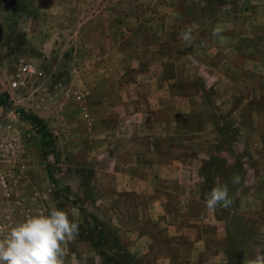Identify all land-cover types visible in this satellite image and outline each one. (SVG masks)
I'll return each mask as SVG.
<instances>
[{
	"label": "rangeland",
	"instance_id": "374dc122",
	"mask_svg": "<svg viewBox=\"0 0 264 264\" xmlns=\"http://www.w3.org/2000/svg\"><path fill=\"white\" fill-rule=\"evenodd\" d=\"M22 1L30 6L27 14L17 11ZM229 18L251 24L248 31L261 40L251 39L247 51L264 59V0H0V94L11 98V107H0V141L14 146L3 168L8 187L0 188V239L26 217L55 207L79 224L75 242L67 245L66 264H79L76 259L88 251L101 264H243L245 253L254 258L264 252L262 94L257 98L256 92L239 88L231 104L218 105L210 89L205 104L190 107L169 97L162 114L169 118L168 136L152 142L153 153L150 142H136L142 151L135 155L142 162L187 160L200 169H168L171 179L158 185L161 196L154 198L119 192L116 186V115L160 116L148 98L156 89L116 88V81L143 86L150 67L154 86L176 80L180 32L194 30L191 22L201 19L199 33L208 39L215 27L225 29ZM242 44L244 49L247 43ZM208 54L203 48L200 66L192 67L203 70ZM22 64L33 65L37 75L19 76ZM189 78H177L170 96L196 98L211 81L203 74L198 82ZM238 79L240 87L247 83V76L238 74ZM16 80L23 83L18 89L12 87ZM116 93L124 97L122 109ZM184 110L190 113H179ZM28 115L45 122L55 154L44 156ZM153 119L149 122L156 124ZM195 121L200 130L186 131ZM118 157L125 161L130 155ZM235 174L242 178L239 185L231 183ZM200 175L207 183L201 195H193L192 184L183 194L181 182ZM225 183L233 205L208 210L207 195ZM155 198H163L169 215L163 225L150 217ZM196 204L207 214L201 224L189 217L191 210L198 213Z\"/></svg>",
	"mask_w": 264,
	"mask_h": 264
},
{
	"label": "crops",
	"instance_id": "0c3cea01",
	"mask_svg": "<svg viewBox=\"0 0 264 264\" xmlns=\"http://www.w3.org/2000/svg\"><path fill=\"white\" fill-rule=\"evenodd\" d=\"M232 21L233 20L229 18L223 23L224 25H226L225 29H223L224 32L222 33V35L225 37L223 42L218 37H214L211 34H208V39L202 38L201 33H199V31L202 30V27L200 25L202 23L201 19L191 22L192 26L194 27V40L190 45L186 44L184 41L179 42L178 44L181 48V52L179 53V55L181 56L180 58L182 64L181 66H177L175 68L176 80L172 79L166 82H161V86H154L155 81L152 79L154 78L152 76L154 73V68L150 67L149 71H146L145 74L147 75L146 77L150 78V80L143 82L144 87L141 83H137L136 81L134 83H122L116 81V88L120 87V85L123 84L125 85V87H139V89L146 88L147 90L156 89L157 91H155V96L157 93L158 98L153 96V93L151 97L148 96V98H150L152 106H155L156 113L160 114V116H141L142 118H137L136 116H124L123 114H120L119 116L116 115V186H118L117 189L119 192H134L137 195L150 198L152 196V198H154V195L161 196L162 191L159 190L158 185H160V183H162L163 181L166 182L165 180L171 179L168 169H195V167H197L195 162L187 160L172 162H142V160L140 161L139 158H137V156L135 155L136 152L139 153V151H142V149L140 148V144L138 145L136 142H141L142 140L146 141V143L150 142L151 144L149 153H153L154 146L152 145V142H155L156 140L160 141V138L158 137L168 136L169 133L167 131V125H169V118L168 116H163L162 114H166V108H168L169 106V101H167L169 100V97H173L172 100L174 101V103H183L186 100L190 107L194 106V104L197 102L205 104L204 95H206V93L210 89L216 91V104L218 105L231 104L232 97L236 95V90H238L239 88H243L246 90L249 89L252 90V92H256L255 97L257 98H259V94L264 95V90L260 87L262 86L260 80L261 78H263L262 76H264V59L262 56H259V52L255 54L254 57H252L250 55L253 54H249L250 52L247 51L252 47V45H249V43H251V39L252 41L256 40V43H258L257 41H260L261 38H259L260 36H258L257 32L248 31L247 27L248 25H251L250 23L245 21L242 23H240L239 21H234V28V23ZM228 22L231 24L230 26L228 25ZM218 25H221V23H219ZM196 26L197 28L195 29ZM233 28L235 29V32H231ZM243 42L247 43V46L244 45V49H242ZM256 43L254 42L255 47L257 45ZM203 48H208V51L212 53L208 55H214L215 58L209 56L210 60L209 62H207L206 60L204 64L205 66H203V70H201L200 67L193 68L195 67L196 63H193L189 58L195 57V60L197 59L196 61L199 62L196 65L200 66L201 62L199 61V55L201 54ZM217 55L218 57L220 56V59H218ZM186 58L188 59L186 60ZM236 58H240L241 62L239 60H236ZM162 74H164V68H162ZM202 74L203 78L206 76V78L208 80L210 79L211 81L206 83V86L208 87L202 86L204 91L202 92V94H200V96L198 95L195 98L191 95L186 96L184 93H178L174 96H170L169 89L170 87L172 88V84L174 85L175 83H178L177 78H179L180 76H190V82H198L199 79L202 78ZM238 74L239 76H247V83L245 84L244 82L245 85L241 87L239 86L240 84H238ZM120 99L122 100L124 99V97L121 94L120 96H117L116 93V105H121ZM178 103L175 105L179 106ZM122 106L123 105L120 106V109L123 108ZM191 110L194 111V107H192ZM179 113L185 114L190 113V111L184 110L183 112ZM247 113L250 114L249 112ZM152 119L154 122H156V124L149 122ZM195 122L196 123H194L191 128L185 125L186 131H188L189 133L192 131V134L198 132L200 129L197 121ZM155 127H160L161 129H154ZM182 131L184 132V128L182 129ZM138 138L142 139L136 141V139ZM127 152L130 155V157H128L129 159L122 161L119 160V157L117 158V156H120L123 153ZM197 168L200 169V167ZM200 177L202 176L200 175L198 179H195L193 182H191V180L189 182L182 181L181 183L184 184L182 193L185 194L187 190H189V185L192 184L193 188L191 189V192H193V195L200 196L201 188L207 185L205 179H201ZM162 199L155 198L154 201L152 200L154 202V206L150 208V217L156 221L161 220V225H163V217L169 216L165 210L163 211L162 206L164 205V202ZM199 205L200 204H196L198 213L191 210L189 213V217L198 220V224H201L203 223L202 221L204 220V218L207 217V214H203L205 210L202 206ZM138 242L140 243V241L136 240L134 243L135 249L137 248ZM70 261H73L71 257ZM76 261L79 262V264H101L100 259L90 251H88V253H86V255H84L83 257L77 258Z\"/></svg>",
	"mask_w": 264,
	"mask_h": 264
},
{
	"label": "clouds",
	"instance_id": "9594fccd",
	"mask_svg": "<svg viewBox=\"0 0 264 264\" xmlns=\"http://www.w3.org/2000/svg\"><path fill=\"white\" fill-rule=\"evenodd\" d=\"M223 28L217 26L212 35L222 42ZM180 38L191 44L194 40L193 30L186 27L180 32ZM193 63H198L190 57ZM241 177H231L233 185L241 184ZM234 198L229 195L228 185L214 186L206 198V208L229 209ZM79 234V224L69 218V213L55 207L47 214H35L16 223L6 238L0 239V264H66L67 245L75 242ZM243 264H264V252H258L254 258L245 253Z\"/></svg>",
	"mask_w": 264,
	"mask_h": 264
},
{
	"label": "trees",
	"instance_id": "16d2710c",
	"mask_svg": "<svg viewBox=\"0 0 264 264\" xmlns=\"http://www.w3.org/2000/svg\"><path fill=\"white\" fill-rule=\"evenodd\" d=\"M220 1V0H218ZM30 9L29 4L26 1H22L19 8L17 9L20 14H27ZM10 96L8 94H0V107H11ZM25 116V113L23 114ZM26 120L31 122L37 127L38 133L42 139L43 145V154L47 158L55 154L56 146L53 135L48 131L45 122L36 115L26 116ZM50 180L56 184L57 180L54 173L51 170H48Z\"/></svg>",
	"mask_w": 264,
	"mask_h": 264
},
{
	"label": "built area",
	"instance_id": "2783aa9c",
	"mask_svg": "<svg viewBox=\"0 0 264 264\" xmlns=\"http://www.w3.org/2000/svg\"><path fill=\"white\" fill-rule=\"evenodd\" d=\"M19 73V76H34L37 75L38 70L33 65L22 64L19 69ZM22 84L19 80H16L13 82L12 87L14 89H18ZM13 153V145H5L0 141V188L6 189L8 187V182L4 177L3 168L5 164L10 160Z\"/></svg>",
	"mask_w": 264,
	"mask_h": 264
}]
</instances>
